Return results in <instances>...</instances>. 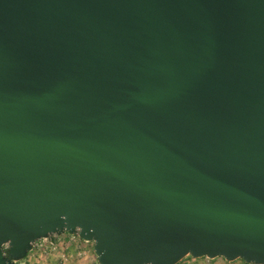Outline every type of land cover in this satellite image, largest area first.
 I'll use <instances>...</instances> for the list:
<instances>
[{
  "label": "water",
  "instance_id": "obj_1",
  "mask_svg": "<svg viewBox=\"0 0 264 264\" xmlns=\"http://www.w3.org/2000/svg\"><path fill=\"white\" fill-rule=\"evenodd\" d=\"M64 234L264 264V0H0V264Z\"/></svg>",
  "mask_w": 264,
  "mask_h": 264
},
{
  "label": "rangeland",
  "instance_id": "obj_2",
  "mask_svg": "<svg viewBox=\"0 0 264 264\" xmlns=\"http://www.w3.org/2000/svg\"><path fill=\"white\" fill-rule=\"evenodd\" d=\"M40 244L43 246L37 247L19 264H99L94 243L85 242L78 235L74 238L69 234L53 235L47 242ZM243 262L242 260L228 262L224 258L195 259L188 256L179 264H243Z\"/></svg>",
  "mask_w": 264,
  "mask_h": 264
},
{
  "label": "built area",
  "instance_id": "obj_3",
  "mask_svg": "<svg viewBox=\"0 0 264 264\" xmlns=\"http://www.w3.org/2000/svg\"><path fill=\"white\" fill-rule=\"evenodd\" d=\"M73 238L75 237V235L73 236V235H71ZM49 239V238H48ZM48 239H43V240H40V241H38L35 245H34V249H33V251L37 248V247H42L43 245L42 244H40L41 242H47L48 241ZM40 244V245H39ZM51 244H53V243H51ZM32 251V252H33ZM243 264H248V263H245V262H243Z\"/></svg>",
  "mask_w": 264,
  "mask_h": 264
},
{
  "label": "trees",
  "instance_id": "obj_4",
  "mask_svg": "<svg viewBox=\"0 0 264 264\" xmlns=\"http://www.w3.org/2000/svg\"><path fill=\"white\" fill-rule=\"evenodd\" d=\"M17 264H19V263H17Z\"/></svg>",
  "mask_w": 264,
  "mask_h": 264
}]
</instances>
